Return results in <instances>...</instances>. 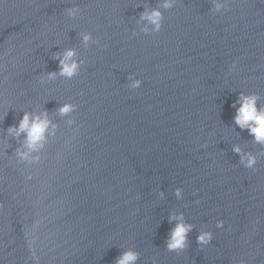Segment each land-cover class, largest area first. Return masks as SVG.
I'll list each match as a JSON object with an SVG mask.
<instances>
[{
    "label": "water",
    "instance_id": "obj_1",
    "mask_svg": "<svg viewBox=\"0 0 264 264\" xmlns=\"http://www.w3.org/2000/svg\"><path fill=\"white\" fill-rule=\"evenodd\" d=\"M75 3L70 20L73 0H0V114L11 109L0 138L38 105L59 124L37 166L16 163L11 138L0 151V264H34L31 250L40 264H114L128 248L138 264H264V156L254 171L231 150L264 147L234 128L230 106L240 91L264 103V0L217 14L210 0H178L148 36L132 31L157 0ZM81 32L99 43L85 49ZM69 47L80 75L41 84ZM64 102L78 105L72 127L55 115ZM173 211L195 225L179 253L165 249ZM201 229L213 232L206 247Z\"/></svg>",
    "mask_w": 264,
    "mask_h": 264
},
{
    "label": "clouds",
    "instance_id": "obj_2",
    "mask_svg": "<svg viewBox=\"0 0 264 264\" xmlns=\"http://www.w3.org/2000/svg\"><path fill=\"white\" fill-rule=\"evenodd\" d=\"M178 0H157L155 7L143 6V11L139 13L136 19V27L139 31L133 30L132 36L143 34L145 36L152 33H158L163 27L164 12L176 6ZM230 0H210V11L213 14L221 13L229 7ZM82 9L73 0V6L65 9V15L70 20H76L81 15ZM80 41L85 49L90 45L98 44L99 40L94 39L91 32H81ZM51 58L58 61L57 71H44L40 76V83L45 84L61 78L66 81L78 77L85 59L81 57L77 48L69 47L62 51L54 52ZM46 69V68H45ZM128 87L139 89L143 80L137 79L135 74H129L127 77ZM259 93H245L240 91L237 99L230 105L235 110L233 116L234 128L238 127L241 131H247L252 137V143L264 147V103H261ZM8 109L0 114V123L8 115ZM78 110V105L70 102H64L57 109L55 115L60 118H68L66 123L69 127L76 124V120L71 118V114ZM22 118L17 124H13L6 129L4 137L0 138V151L3 146L8 144L9 138L15 140L16 147L12 153L17 164L27 167L37 166L41 163L42 153L49 145L50 139L56 137L59 124L54 120L52 114L45 107L36 106L31 110H23ZM247 145L240 143L232 145V152L239 156V164L246 169L257 170L258 158L264 156V152L254 154L252 151H245ZM27 180H32L31 174L26 176ZM183 188L177 187L174 195L177 199L183 198ZM164 192L160 191L161 199ZM259 222V221H257ZM168 223L174 225L166 238L165 249L168 252H182L189 246V234L195 229V225L186 222L185 215L175 211L169 213ZM215 227L224 228V221L218 220ZM213 240V232L201 229L196 237L198 246L206 247ZM31 260L34 264H40V258L31 250ZM140 253L133 248L123 250L115 259L114 264H138ZM240 264H244L243 261Z\"/></svg>",
    "mask_w": 264,
    "mask_h": 264
}]
</instances>
